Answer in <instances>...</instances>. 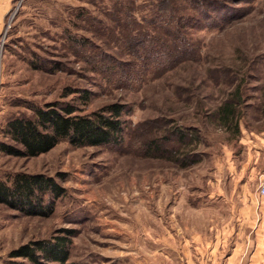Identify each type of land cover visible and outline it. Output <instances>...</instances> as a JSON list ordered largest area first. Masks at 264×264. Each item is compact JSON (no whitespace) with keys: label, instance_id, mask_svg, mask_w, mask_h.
Returning a JSON list of instances; mask_svg holds the SVG:
<instances>
[{"label":"rangeland","instance_id":"1","mask_svg":"<svg viewBox=\"0 0 264 264\" xmlns=\"http://www.w3.org/2000/svg\"><path fill=\"white\" fill-rule=\"evenodd\" d=\"M161 2L201 26L186 28L197 53L153 72L127 56V48L131 38L148 35L147 23L157 18ZM204 20L220 23L209 28ZM68 32L91 45L73 44ZM69 88L89 92L90 100L82 101V93L64 97ZM236 90L244 98L242 130H264V0H0V142H8L3 128L12 116L29 114L25 103L71 102L81 114L113 103L131 110V134L122 147L62 142L31 159L0 152V180L64 173L61 184L68 189L50 218L0 205V264L13 250L61 229L75 231L73 262L151 264L157 216L172 221L175 205L177 214L199 220L200 197L233 196L231 171L264 168V150L255 154L243 137L237 140L215 122L217 109ZM173 127L193 129L200 144L183 153L194 151L201 163L182 169L148 156V141L163 140ZM159 144L179 147L175 140ZM203 173L196 189L193 181ZM247 183L254 190L255 176Z\"/></svg>","mask_w":264,"mask_h":264},{"label":"trees","instance_id":"2","mask_svg":"<svg viewBox=\"0 0 264 264\" xmlns=\"http://www.w3.org/2000/svg\"><path fill=\"white\" fill-rule=\"evenodd\" d=\"M160 4L157 18L147 23L148 35L131 38V47L127 48V56L138 60L147 71L152 67L153 72L168 70L173 65L175 67L193 52L197 53V49L193 48L194 42L186 34V28L201 26V21L196 18L179 16L177 9L170 4ZM203 23L206 27L214 28L220 22L204 20ZM67 35L73 44L81 48L91 45L86 37L79 38L69 32ZM130 66L133 67L134 64ZM35 67L41 68L37 65ZM127 70L124 69V73H128ZM74 93H82V101L90 100L89 92L70 88L64 93V97ZM243 99L242 93L236 90L232 99H227L214 115L215 122L234 133L237 140L243 137L244 131L259 134L264 132L251 131L249 128L242 130L245 117L241 108ZM24 106L29 114L12 116L3 128V136L8 142H0V152L7 156L37 158L49 153L62 142H67L74 148L122 147L131 134L130 123L126 120L131 110L125 104H109L90 114H81V109L71 102L56 101L43 106L25 103ZM167 133L169 135L163 136V140L148 141V156L165 158L182 169L201 163V159H198L200 155H194V151L183 153L184 149L189 150V147L200 144L193 129L173 127ZM164 140H175L179 147L164 149L159 144L164 143ZM160 147L163 149H158ZM65 180L67 177L64 173H58L56 177L41 173H17L6 181L0 180V205L24 216L50 218L55 214L58 202L68 195V189L61 184ZM74 237L73 230H58L48 239L32 241L13 250L7 264H81L71 261Z\"/></svg>","mask_w":264,"mask_h":264},{"label":"crops","instance_id":"3","mask_svg":"<svg viewBox=\"0 0 264 264\" xmlns=\"http://www.w3.org/2000/svg\"><path fill=\"white\" fill-rule=\"evenodd\" d=\"M263 134L244 132L242 141L260 154L257 148L264 150ZM254 153L249 149L251 160ZM203 176L193 181L199 182L194 185L196 189L205 181ZM252 176L256 179L254 190L247 183ZM262 184L264 168L247 165L231 171L230 199L220 196L210 200L203 195L201 201L197 200L203 203L199 220L189 219L185 212L177 214L175 205L172 221L157 216L155 226L152 224L158 234H152L156 246L151 249V264H264V197L259 194Z\"/></svg>","mask_w":264,"mask_h":264},{"label":"built area","instance_id":"4","mask_svg":"<svg viewBox=\"0 0 264 264\" xmlns=\"http://www.w3.org/2000/svg\"><path fill=\"white\" fill-rule=\"evenodd\" d=\"M259 194L264 197V184H262L259 188Z\"/></svg>","mask_w":264,"mask_h":264}]
</instances>
